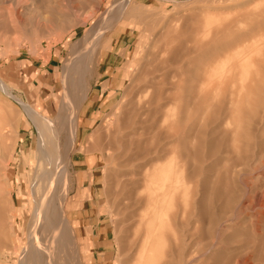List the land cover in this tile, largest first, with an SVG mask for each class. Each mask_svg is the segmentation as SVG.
I'll use <instances>...</instances> for the list:
<instances>
[{
  "label": "rangeland",
  "instance_id": "rangeland-1",
  "mask_svg": "<svg viewBox=\"0 0 264 264\" xmlns=\"http://www.w3.org/2000/svg\"><path fill=\"white\" fill-rule=\"evenodd\" d=\"M124 1L0 0V264L22 263L46 178L43 137L17 99L57 125L51 159L68 154L51 232L73 251L60 264H264V0ZM219 29L222 42L250 37L241 47L249 64L202 54ZM195 84L213 90L214 104L201 103L196 138L179 144L192 113L181 96ZM157 167L176 169L167 181L176 200L156 188ZM147 229L143 259L134 241Z\"/></svg>",
  "mask_w": 264,
  "mask_h": 264
},
{
  "label": "bare ground",
  "instance_id": "bare-ground-1",
  "mask_svg": "<svg viewBox=\"0 0 264 264\" xmlns=\"http://www.w3.org/2000/svg\"><path fill=\"white\" fill-rule=\"evenodd\" d=\"M121 1V0H120ZM125 4L126 3H129V0H125L124 1ZM124 4V6H125ZM120 8V7H119ZM124 9V7H123ZM122 12V10H121ZM118 13V12H117ZM119 14V13H118ZM121 14V13H120ZM259 14V13H258ZM121 16V15H120ZM118 16V17H120ZM220 19V18H219ZM118 20V19H117ZM218 22V21H217ZM227 26V25H226ZM225 27V26H224ZM264 27V26H263ZM226 30H229L230 27L227 26L225 27ZM220 30L223 32L222 29H219L217 30V33L215 34V36L210 39L212 41H207V43L209 42L208 46H206V50L205 52H203L202 54H206V51L208 52V55H209V58L211 59V56H213V58L215 59H212L213 62L212 63H215L217 61H222L223 58H226V62L227 63H230V61L234 60L235 58H239V59H243L245 55H243L245 53V48L244 49H241L242 45L247 41V34L245 33L244 35H241L238 39V41L236 42H231V41H226V42H222V40H220V36H218V33L220 32ZM257 31V30H256ZM213 32V30L211 29V33ZM225 32V31H224ZM226 33V32H225ZM229 33V32H228ZM224 34V33H223ZM207 35V34H206ZM225 35V34H224ZM228 35V34H226ZM203 36V35H202ZM248 38H250L249 36H247ZM245 38V39H244ZM199 40H202L203 41V37ZM201 41V42H202ZM201 42L198 41V43L202 44ZM206 43V44H207ZM216 44H219V50H216V47L218 45ZM203 45V44H202ZM216 45V47H215ZM246 44H244L245 46ZM79 46V45H78ZM77 46V47H78ZM198 46V45H197ZM199 47V46H198ZM202 47V46H201ZM204 48V47H203ZM236 49L235 52H231L232 50ZM201 49V48H199ZM202 51H204L202 49ZM249 53V52H248ZM247 53V54H248ZM201 54V55H202ZM251 53H249V55H246L244 59L247 60L246 63H248V61H250L251 59ZM200 55V57H201ZM203 55V56H204ZM212 60H209V61H212ZM264 60V58H263ZM82 61V60H81ZM262 61V60H261ZM84 62V61H83ZM80 63V61H79ZM82 63V62H81ZM209 63V62H208ZM227 63L226 66H227ZM84 64V63H83ZM82 64V65H83ZM211 63H209L208 65H210ZM249 64V63H248ZM212 67V66H211ZM229 67V65L227 66ZM232 66H230L231 68ZM81 68V66H80ZM213 68V67H212ZM234 68V67H233ZM232 69V68H231ZM213 70V71H212ZM233 70V69H232ZM228 71V70H227ZM231 71V70H230ZM208 72V71H206ZM212 72L214 73V68L210 70V75H212ZM219 73V72H218ZM223 73V72H222ZM226 73V72H225ZM205 74V73H204ZM203 72H202V75H204ZM209 74V73H208ZM79 75V74H78ZM206 75L205 74V78H206ZM213 76H216V74H214ZM239 76V75H238ZM224 77V76H223ZM78 78V77H77ZM80 78V77H79ZM200 78V77H198ZM204 78V79H205ZM215 78V77H214ZM207 79V78H206ZM223 79V78H222ZM208 80V79H207ZM206 80V82H207ZM225 80L227 79H223L222 82L225 83ZM231 80V79H230ZM212 81V80H211ZM198 82V81H197ZM205 81H203L204 83ZM210 82V81H209ZM214 82V80H213ZM212 82V83H213ZM221 82V83H222ZM230 82V81H229ZM231 83V82H230ZM70 84V83H69ZM198 84V83H197ZM214 84V83H213ZM227 84V83H226ZM209 85V84H208ZM211 85V84H210ZM199 86V85H198ZM196 86L195 84V87L193 86V88H191V95H189V98L185 97L184 96H181V98L183 99V101L190 106V109L192 111L190 112H194L197 110L199 111L200 110V105L202 103H205L204 100H207L208 98H210V100L214 97H212L213 95H211V92H213V90L211 91V88L209 87H205V86H200L198 87ZM0 87L2 89H4L5 91L7 90V84L4 83V81L0 78ZM228 88V87H227ZM226 88V89H227ZM82 91V90H81ZM227 91V90H226ZM13 96V94H10ZM80 96V95H79ZM209 96V97H208ZM225 96V95H224ZM17 99V98H16ZM77 99V98H76ZM18 102L23 106V108L25 109L26 113L34 120V122L37 124L38 126V129H39V132L43 139L40 144L41 146V160H42V167H43V177L45 178V184H42L40 183V190L41 192L39 191V193H41V196L42 199L40 200L39 202V205L36 207L35 211L33 212V216H32V219L30 220L29 224H28V244L27 246L24 248L23 252H22V255H21V264H60L59 262V258L62 257L64 255H66V251L67 249L69 248L70 250L73 251V247H72V244L70 243V241H67L66 239H64V241H61L60 239H58L56 241V238L55 236L52 234L51 230L53 229V227L57 228L60 230V222H61V219L58 217V214H57V211L59 212V209L60 207H63L64 205V200H63V196H60V193L64 190L65 188V181H64V178H65V175L67 174V170H68V164H69V158L67 157L68 154L66 156H62L60 154H58L57 152V155L60 156L61 159H56L58 160L57 162L55 160H52L51 159V156L50 153L52 150H50V148L48 147L49 145H47L49 143L50 140H54L55 136L53 137V131H54V128L57 127V125H55L54 123H52V127H48L49 125L47 123H49L47 120H45L43 117H41V115L36 111L34 110L31 106L29 105H26L23 103V101H21L20 99H17ZM231 100V99H230ZM209 101V100H207ZM213 101V99H212ZM227 101V99H225V102ZM224 102V101H223ZM243 102V101H242ZM231 103V102H230ZM206 104V103H205ZM208 104H214L213 102L209 101ZM207 104V106H208ZM219 104V103H218ZM204 106V105H203ZM211 106V105H210ZM230 106V105H229ZM209 107V106H208ZM213 107V105H212ZM72 104L71 102H69V100L67 99V102H66V106H65V110L64 111H68V115H63V117H65L64 119H67L66 121L69 122L71 120V118L73 117L72 116V113L75 115L74 111H72ZM203 108V107H202ZM224 108V107H223ZM229 108V107H228ZM206 110V109H205ZM212 110V109H210ZM230 110V109H228ZM208 111V110H207ZM200 113L202 112L199 111ZM215 112V111H214ZM189 114L187 116V119L186 121L189 122V124L187 125V131H184V133L180 134L179 137L177 138L178 139V142L180 144L181 141H185V137H195L194 135L198 132L197 131V128H198V124H199V120L201 118H198L197 115L196 116V113L194 112V115L193 114ZM198 113V112H197ZM209 113V112H208ZM145 114V113H144ZM203 114V113H202ZM214 115V114H213ZM216 115V114H215ZM201 116V115H200ZM214 117V116H213ZM224 117V116H223ZM204 118V117H203ZM142 120V119H141ZM140 120V121H141ZM144 120V119H143ZM183 120V119H182ZM61 121V120H60ZM65 121V122H66ZM145 121V120H144ZM143 121V122H144ZM185 121V119H184ZM142 122V121H141ZM61 124H62V121H61ZM186 122H185V127H186ZM202 124V122L200 123ZM68 126H71L70 124ZM60 127V126H58ZM63 127V126H62ZM61 127V128H62ZM201 127V126H200ZM199 127V128H200ZM59 128V129H61ZM218 128V127H217ZM63 129V128H62ZM62 129H61V133H62ZM57 130V129H55ZM64 130V129H63ZM197 131V132H196ZM52 132V133H51ZM60 132V131H59ZM58 132V133H59ZM57 132L55 131V134ZM52 134V135H51ZM54 134V135H55ZM60 134V133H59ZM198 134V133H197ZM50 135L52 136L51 139H49ZM57 135V134H56ZM41 137V138H42ZM57 137V136H56ZM54 138V139H52ZM61 138V137H60ZM196 138V137H195ZM57 139V138H56ZM55 141H58V140H55ZM54 141V142H55ZM52 142V141H51ZM54 142L52 143H49L50 145L53 144L54 145V151L56 152L58 149L56 148V145H58L56 142L54 144ZM178 142H177V145H178ZM53 145H52V148H53ZM186 149H187V144H186ZM51 148V149H52ZM61 148V147H60ZM121 150L118 151V156L120 158H125L128 154H129V148H128V145L127 144H122L121 145ZM192 148V147H191ZM57 149V150H56ZM154 150V149H153ZM149 151L150 154H153V156L151 157L152 160L154 161H158L162 158V156L165 154V151H166V148H165V145L164 146H159L157 147L154 151ZM192 150V149H191ZM188 152H192L190 151V147H188ZM194 152V151H193ZM54 154V153H53ZM117 154V153H116ZM115 154V155H116ZM55 155V154H54ZM118 156H116L118 158ZM55 158H57V156L55 155L54 156ZM54 157H52L54 159ZM59 158V157H58ZM119 159V158H118ZM63 160H65V163L66 165L64 164L63 167H60V162H63ZM41 164V162H40ZM178 167V166H176ZM41 168V167H40ZM180 168L178 167V170ZM176 170L175 168L172 169H167V168H162V167H157L156 169V173L157 175L155 176V181H154V184L156 186L157 189H160V190H164V192L166 193V196L164 197L166 199V201L170 199V197H173L174 200H176V195L178 194L177 192H179L177 189V192H176V187L172 185V183H168L167 184V181H169L172 176H174V173ZM177 170V172H179ZM42 172V169L40 170ZM207 172V171H206ZM65 173V174H64ZM178 174V173H176ZM40 175V173H39ZM68 176V175H66ZM38 177V176H37ZM68 178V177H67ZM40 179V178H39ZM43 180V179H42ZM68 180V179H67ZM39 180H37L38 182ZM173 180H170L169 182H171ZM40 182V181H39ZM42 182V181H41ZM68 183V182H67ZM205 184V183H204ZM205 186V185H204ZM42 187V188H41ZM175 187V188H173ZM206 187V186H205ZM204 189V188H203ZM205 191V189H204ZM203 191V192H204ZM177 193V194H174V193ZM37 194V193H36ZM205 194V192H204ZM153 196V195H152ZM205 196V195H204ZM203 196V197H204ZM201 198L202 201L199 199V201H201L200 203L203 202L204 198ZM38 199V198H37ZM148 199V202L150 203V205H155L156 207H159V200L158 198L154 197L153 198H147ZM172 199V200H173ZM162 200V199H161ZM173 200V202H174ZM3 202V201H2ZM38 202V201H37ZM156 202V203H155ZM155 203V204H154ZM206 203V202H205ZM57 205V206H55ZM200 205V204H199ZM203 205V204H201ZM151 207V206H150ZM155 207V208H156ZM4 208V211H5V208L6 207H3ZM1 208H0V218L3 217V212H4ZM50 213H51V216H50ZM64 221H67V219L65 220V216L63 217ZM65 226L68 228H70L72 230V226L69 224V222L67 221L65 223ZM173 231V230H172ZM175 231V230H174ZM155 232V231H154ZM176 232V231H175ZM147 233H148V236H147V239H142V237H137L134 241V250H136L138 253H142V258L144 259V254L147 253L149 247H150V233H153V230H149L147 229ZM58 236H59V232L57 233ZM161 235H164V234H161ZM166 236V235H164ZM178 236V235H177ZM174 237V236H173ZM58 238V237H57ZM61 239L62 236L60 237ZM179 239V237H178ZM175 240V239H174ZM180 240V239H179ZM181 240H184L181 238ZM180 240V241H181ZM4 240H2L3 242ZM58 242V243H57ZM175 242V241H174ZM183 242V241H182ZM1 243V241H0ZM176 243V242H175ZM178 243V242H177ZM181 243V242H180ZM3 244V243H2ZM179 244V243H178ZM180 245V244H179ZM178 246V245H176ZM175 246L176 249H178L177 247ZM182 246H178V247H181V250H182ZM175 249V250H176ZM64 250V251H63ZM175 250H171V251H175ZM180 248H179V251H181ZM53 251L56 253V257L55 255L53 254ZM64 252V253H62ZM61 254H64L63 256H61ZM135 254V253H133ZM135 257V256H134ZM70 258V257H69ZM133 258V256H132ZM137 258V255L136 257ZM138 258H139V255H138ZM141 258V259H142ZM184 258V257H183ZM68 259V258H67ZM134 259V258H133ZM61 260V259H60ZM63 260H66V257H64ZM72 260V259H71ZM136 260V259H134ZM140 260V259H139ZM138 262V260H136ZM144 260H142L141 262H143ZM68 262V260H67ZM69 263V262H68ZM64 264H66V261H64ZM134 264H137V263H134ZM139 264V263H138ZM142 264V263H141ZM145 264V263H144ZM165 264V263H164ZM221 264V263H220Z\"/></svg>",
  "mask_w": 264,
  "mask_h": 264
},
{
  "label": "crops",
  "instance_id": "crops-1",
  "mask_svg": "<svg viewBox=\"0 0 264 264\" xmlns=\"http://www.w3.org/2000/svg\"><path fill=\"white\" fill-rule=\"evenodd\" d=\"M51 65H45L44 69H43V73H44V78L47 79L48 78V73L50 72V69H51Z\"/></svg>",
  "mask_w": 264,
  "mask_h": 264
}]
</instances>
